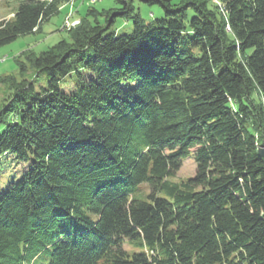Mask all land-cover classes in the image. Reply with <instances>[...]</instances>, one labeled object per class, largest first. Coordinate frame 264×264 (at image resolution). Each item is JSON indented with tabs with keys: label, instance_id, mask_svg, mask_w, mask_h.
Segmentation results:
<instances>
[{
	"label": "trees",
	"instance_id": "obj_1",
	"mask_svg": "<svg viewBox=\"0 0 264 264\" xmlns=\"http://www.w3.org/2000/svg\"><path fill=\"white\" fill-rule=\"evenodd\" d=\"M64 1L17 0L0 46ZM133 1L11 78L0 159L29 165L0 192V264H264V0H138L149 22Z\"/></svg>",
	"mask_w": 264,
	"mask_h": 264
},
{
	"label": "rangeland",
	"instance_id": "obj_2",
	"mask_svg": "<svg viewBox=\"0 0 264 264\" xmlns=\"http://www.w3.org/2000/svg\"><path fill=\"white\" fill-rule=\"evenodd\" d=\"M50 1V0H48ZM182 0H172L180 3ZM221 9V5L212 0ZM97 10H104L116 6L114 0H65L60 3L58 13L43 22L34 33L21 35L15 40L0 46V103H3L10 93L11 80H20L30 76L31 67L27 56L47 49L61 38H67V31L80 23V18L85 14L88 6ZM17 6V0H0V20H11ZM133 12L139 13L144 22L163 14V9L158 4H147L138 0L133 1ZM131 17H117L112 28L116 33H131L133 23ZM23 71V73H21ZM12 78V79H11ZM42 80L35 82L38 87ZM29 163H17L11 157L3 156L0 159V192L6 190L9 184L18 179ZM195 172V162L192 156L185 158L182 165L171 179L184 180ZM146 187H143L145 189ZM128 247V246H126Z\"/></svg>",
	"mask_w": 264,
	"mask_h": 264
},
{
	"label": "water",
	"instance_id": "obj_3",
	"mask_svg": "<svg viewBox=\"0 0 264 264\" xmlns=\"http://www.w3.org/2000/svg\"><path fill=\"white\" fill-rule=\"evenodd\" d=\"M258 152L264 160V143H261L258 147Z\"/></svg>",
	"mask_w": 264,
	"mask_h": 264
},
{
	"label": "bare ground",
	"instance_id": "obj_4",
	"mask_svg": "<svg viewBox=\"0 0 264 264\" xmlns=\"http://www.w3.org/2000/svg\"><path fill=\"white\" fill-rule=\"evenodd\" d=\"M217 1V0H216Z\"/></svg>",
	"mask_w": 264,
	"mask_h": 264
},
{
	"label": "built area",
	"instance_id": "obj_5",
	"mask_svg": "<svg viewBox=\"0 0 264 264\" xmlns=\"http://www.w3.org/2000/svg\"><path fill=\"white\" fill-rule=\"evenodd\" d=\"M215 1V0H214Z\"/></svg>",
	"mask_w": 264,
	"mask_h": 264
}]
</instances>
